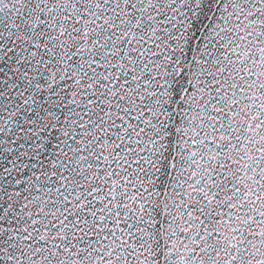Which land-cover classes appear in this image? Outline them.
I'll return each mask as SVG.
<instances>
[{
  "label": "snow or ice",
  "instance_id": "1",
  "mask_svg": "<svg viewBox=\"0 0 264 264\" xmlns=\"http://www.w3.org/2000/svg\"><path fill=\"white\" fill-rule=\"evenodd\" d=\"M0 264H264V0H0Z\"/></svg>",
  "mask_w": 264,
  "mask_h": 264
}]
</instances>
